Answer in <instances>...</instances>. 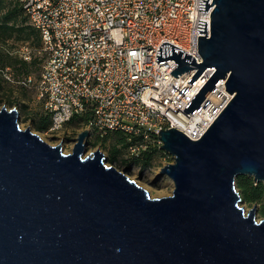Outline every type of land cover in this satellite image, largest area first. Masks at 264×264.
I'll use <instances>...</instances> for the list:
<instances>
[{
  "label": "water",
  "instance_id": "water-1",
  "mask_svg": "<svg viewBox=\"0 0 264 264\" xmlns=\"http://www.w3.org/2000/svg\"><path fill=\"white\" fill-rule=\"evenodd\" d=\"M199 0L211 5L198 19L202 62L168 41L156 62L195 73L179 99L207 67L214 72L183 109L189 115L206 90L225 79L232 95L198 139L161 128L160 149L172 162L159 176L170 195L148 191L106 164L100 149L85 154L88 129L71 152L21 128L16 108H0V264H264V218L256 204L245 212L238 175L264 183V0Z\"/></svg>",
  "mask_w": 264,
  "mask_h": 264
},
{
  "label": "built area",
  "instance_id": "built-area-1",
  "mask_svg": "<svg viewBox=\"0 0 264 264\" xmlns=\"http://www.w3.org/2000/svg\"><path fill=\"white\" fill-rule=\"evenodd\" d=\"M19 1L40 45L20 43L10 53L26 61L41 55L37 81L28 76L22 83L33 84L50 115L44 133L59 139L68 134L67 123L82 116L80 130H89L88 139L121 132L129 144L118 161H110L118 170L152 148L161 150V128L200 138L232 97L220 79L189 115L183 109L215 68L203 69L176 99L197 68L176 77L170 73L174 59L155 60L159 45L171 47L161 45L168 41L202 62L197 37L205 33H198V19L207 21L209 35L213 5L203 11L199 0Z\"/></svg>",
  "mask_w": 264,
  "mask_h": 264
},
{
  "label": "trees",
  "instance_id": "trees-1",
  "mask_svg": "<svg viewBox=\"0 0 264 264\" xmlns=\"http://www.w3.org/2000/svg\"><path fill=\"white\" fill-rule=\"evenodd\" d=\"M13 41L29 42L30 44H34L35 47H39L40 45L39 34L29 23L20 1L0 0V72H4L2 80L9 82L14 79L20 86L26 87L27 85L23 84L22 81L28 76H32L33 72L31 66L37 63V57L33 56L30 61H26L17 55L11 54V46L8 44ZM40 66L37 71L38 73ZM8 74L10 75V79L6 77ZM32 82L34 83V81ZM31 86H33V84H31ZM85 118V116L75 117L67 124L79 123L85 120ZM31 119L34 128L37 130L45 132L51 126L50 115L43 107L42 110L37 112L35 116H32ZM110 138H113V143L110 148L108 159L109 161H118L129 144L127 135L118 131L109 132L102 139L98 136L95 137L92 144L96 145L100 140L101 142H106ZM159 153L165 154L162 150L152 148L146 151L141 157H134L128 163L138 164L140 169L143 170L151 164L154 156ZM235 183L241 198L245 201L251 203L260 201L264 198V183H255L252 177L246 175H238L235 179Z\"/></svg>",
  "mask_w": 264,
  "mask_h": 264
},
{
  "label": "rangeland",
  "instance_id": "rangeland-1",
  "mask_svg": "<svg viewBox=\"0 0 264 264\" xmlns=\"http://www.w3.org/2000/svg\"><path fill=\"white\" fill-rule=\"evenodd\" d=\"M20 43H28L29 46L35 47L34 44H30L29 42H21V41H13L9 42V46L14 47L19 45ZM37 63L31 66L32 69V78L33 81H37V71L39 66L42 63L41 55L37 54ZM4 73V72H3ZM2 72H0V108L6 106L8 109L16 108L19 111V123L21 128H26L27 126H31L33 132L37 133L42 139L46 142L55 145L60 143L62 145V150L65 153L71 152L74 141L76 139L77 133L80 132V123H71L67 124V129L69 130L68 134H66L61 138H56L57 136H51L50 134H46L41 130H37L34 128L32 123V116H35L37 112L42 110V101L38 100L36 97V89L33 86L22 87L18 84L16 80L13 81H5L2 80V76H4ZM7 73V72H6ZM94 137L88 139V144L86 146V152L84 155L89 154L95 149H100L106 158V164H110L108 156L110 154V148L113 143V138H110L106 142H101L96 145L92 144ZM115 143V142H114ZM173 158L169 154H156L152 159L151 164L145 169L139 171L135 170L138 167V164L131 163V166L126 165V168H129L126 174L134 179L138 184L144 187L151 197H160L170 195L173 190V182L172 180L163 175L159 176L158 171L160 167L166 163L172 162ZM120 166V165H119ZM125 167H118L119 170H125ZM238 189V188H237ZM256 204V220H260L264 218V198L260 201L256 202H247L243 198L240 201V205H242L247 212L250 207Z\"/></svg>",
  "mask_w": 264,
  "mask_h": 264
},
{
  "label": "bare ground",
  "instance_id": "bare-ground-1",
  "mask_svg": "<svg viewBox=\"0 0 264 264\" xmlns=\"http://www.w3.org/2000/svg\"><path fill=\"white\" fill-rule=\"evenodd\" d=\"M246 212V211H245Z\"/></svg>",
  "mask_w": 264,
  "mask_h": 264
}]
</instances>
